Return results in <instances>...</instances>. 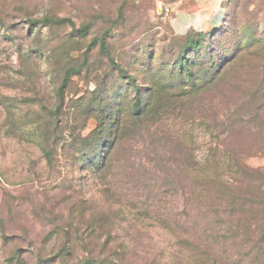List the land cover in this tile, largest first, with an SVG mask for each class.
Returning a JSON list of instances; mask_svg holds the SVG:
<instances>
[{
	"label": "rangeland",
	"instance_id": "obj_1",
	"mask_svg": "<svg viewBox=\"0 0 264 264\" xmlns=\"http://www.w3.org/2000/svg\"><path fill=\"white\" fill-rule=\"evenodd\" d=\"M94 259L264 264V0H0V264Z\"/></svg>",
	"mask_w": 264,
	"mask_h": 264
},
{
	"label": "trees",
	"instance_id": "obj_2",
	"mask_svg": "<svg viewBox=\"0 0 264 264\" xmlns=\"http://www.w3.org/2000/svg\"><path fill=\"white\" fill-rule=\"evenodd\" d=\"M96 42V41H95ZM189 45H197V43H196V39H192L191 37H188L187 38V41H186V43H185V47H188ZM183 57L185 58V48L181 51V53H180V59L179 60H175L174 61V64L176 65V66H179V67H181L180 68V70H182V71H180V73L181 74H186V75H188L189 74V70H187L186 69V67H188L189 65H190V63H189V61H183ZM191 76V79L193 80L194 79V77L192 76V75H190ZM67 80V78L65 79V81ZM195 81V80H194ZM157 84H155V82H154V86H153V88H152V94H154V93H158V92H160V91H158V86H156ZM163 87V86H162ZM164 88V87H163ZM150 108V106L147 104L146 106H142V104L140 103V100L139 99H136L135 101H134V104H133V106H132V110H131V112L133 113V116H135V117H139V115H146V114H148V109ZM114 142V141H113ZM116 144H117V142H115V143H111L110 144V146L108 147V151H107V155H106V157L105 158H103V159H101V161H100V166H102V168H104L105 166H107L108 165V162H109V155L114 151V148L116 147ZM93 264H104V262H101V261H99V260H96V259H94L93 260Z\"/></svg>",
	"mask_w": 264,
	"mask_h": 264
},
{
	"label": "crops",
	"instance_id": "obj_3",
	"mask_svg": "<svg viewBox=\"0 0 264 264\" xmlns=\"http://www.w3.org/2000/svg\"><path fill=\"white\" fill-rule=\"evenodd\" d=\"M216 17V16H215ZM213 17V18H208V20H206L204 18V21L202 22L203 24L202 25H205V26H209V25H213L216 23L217 19ZM180 24H183L184 26H188V25H191V24H194L195 22L198 23V22H201L200 18L197 16V14H191V16H181L180 18ZM218 23L215 24V26L217 25Z\"/></svg>",
	"mask_w": 264,
	"mask_h": 264
}]
</instances>
